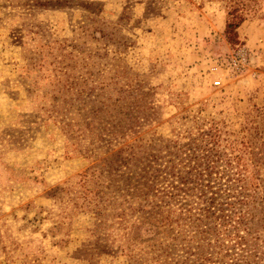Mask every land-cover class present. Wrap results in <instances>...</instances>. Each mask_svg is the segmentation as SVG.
I'll list each match as a JSON object with an SVG mask.
<instances>
[{"label":"rangeland","instance_id":"1","mask_svg":"<svg viewBox=\"0 0 264 264\" xmlns=\"http://www.w3.org/2000/svg\"><path fill=\"white\" fill-rule=\"evenodd\" d=\"M260 13L233 45L221 2L0 0V264H198L190 222L175 218L170 237L134 227L171 189L147 190L148 174L209 155L248 175L259 222Z\"/></svg>","mask_w":264,"mask_h":264},{"label":"trees","instance_id":"2","mask_svg":"<svg viewBox=\"0 0 264 264\" xmlns=\"http://www.w3.org/2000/svg\"><path fill=\"white\" fill-rule=\"evenodd\" d=\"M209 1L225 3V33L233 45L240 43L238 29L250 17L259 15L264 6V0ZM260 14L261 17L264 16ZM210 142L203 148L210 150L208 149L210 145L215 147L216 142ZM118 153H112L102 163L111 157L115 158V164L118 162L116 161ZM220 159L218 155L207 156L205 169L185 173L173 169L169 173L148 174L149 178L145 183L147 190L153 192L161 183H168V188L171 189L162 195H151L161 203V206L155 205L154 215L134 227L137 231L134 232L135 238L141 237L145 224H152L156 236L161 233L166 237L173 236L177 218L178 222L182 220L190 222V225L200 233L198 264H261L264 247L256 241L254 233L259 227L264 228V213L261 212L263 217L256 222V216L251 213L248 206L251 202L250 191L253 184L248 181L246 173H232V170H219L211 165ZM175 209H182L185 212H177Z\"/></svg>","mask_w":264,"mask_h":264},{"label":"built area","instance_id":"3","mask_svg":"<svg viewBox=\"0 0 264 264\" xmlns=\"http://www.w3.org/2000/svg\"><path fill=\"white\" fill-rule=\"evenodd\" d=\"M217 84H219V83H217Z\"/></svg>","mask_w":264,"mask_h":264}]
</instances>
